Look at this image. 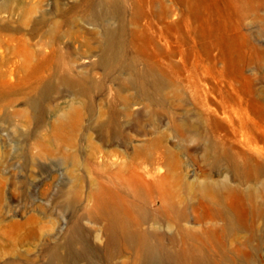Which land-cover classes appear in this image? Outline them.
Returning a JSON list of instances; mask_svg holds the SVG:
<instances>
[{
  "label": "rangeland",
  "instance_id": "rangeland-1",
  "mask_svg": "<svg viewBox=\"0 0 264 264\" xmlns=\"http://www.w3.org/2000/svg\"><path fill=\"white\" fill-rule=\"evenodd\" d=\"M58 1L60 6L56 10L55 0H0V264H50L56 248L67 258L66 264H106L103 258L106 223L94 210L91 192L105 179L107 171L130 164L170 169L171 165L160 156L169 149L177 151L178 139L171 129L174 118L186 116L196 120L200 113L210 114L216 119L215 140H235L233 127L222 114L213 111L216 91L207 94L209 111L198 106V85L189 64L194 43L187 30H183L186 34L183 48L188 68L178 57L173 60L176 64L169 66L163 52L174 48L175 38L170 36L167 44L160 37L161 21L151 19L139 0H114L119 15L109 23L100 15L93 19L88 6L91 1L103 0ZM167 3L171 6L170 1ZM204 3L213 12L218 33L236 23L237 16L230 14L226 0H204ZM263 15L264 7L258 15H247L243 25L263 49L248 53L249 61L244 68L264 102V22L257 18ZM122 23L126 60H137L136 70L118 67L107 71L94 66L101 53V26L107 24L118 29ZM149 36H154L156 42L151 43ZM27 45L41 56L53 51L65 53L73 77L85 78L86 93L63 82L66 70L61 67L36 71L25 66ZM220 49L215 48L213 54L220 57ZM154 62L160 64L158 74L166 85L156 93L154 101H149L127 82ZM222 66L219 61L217 67ZM39 75L43 77L41 86L36 81ZM206 85L212 88L214 84L208 80ZM43 86L48 87L49 93L40 98L35 108L30 101L37 97L36 89ZM150 91H153L151 87ZM242 96L248 101L251 117L264 127V107L254 103L252 95ZM124 99L138 103L127 109ZM113 109L128 127L137 123L140 126V130L127 129L126 142H104L99 131L100 124ZM127 110L133 113L130 118L126 117ZM138 113L144 119L154 114L158 124L149 125L145 120L136 123ZM232 116L234 126L238 127V117ZM254 131L261 135L260 130ZM161 134L168 140L155 149L156 161L136 157L139 148ZM187 144L188 150L180 154L182 173L223 178L212 171L211 161L205 159L206 150L200 144L191 141ZM234 145L243 148L236 142ZM260 145L263 151L254 154L264 163V143ZM220 151L217 149L216 153ZM223 165L227 167L226 161ZM223 173L228 177L229 187L264 191V172L250 181L236 180L233 171L227 168ZM226 189L222 186V191ZM71 234L79 241L76 250L82 256L73 258L65 249ZM229 245L232 248L237 244L231 238ZM127 256L115 259L113 264L128 263Z\"/></svg>",
  "mask_w": 264,
  "mask_h": 264
},
{
  "label": "bare ground",
  "instance_id": "bare-ground-1",
  "mask_svg": "<svg viewBox=\"0 0 264 264\" xmlns=\"http://www.w3.org/2000/svg\"><path fill=\"white\" fill-rule=\"evenodd\" d=\"M167 1L171 2V6ZM226 1L230 14L236 15L237 20L231 29L218 33L213 12L204 0H139L140 6L147 8L151 19L161 21L160 37L167 44H170V36L175 38L174 48L169 47L163 52L169 66L175 65L173 60L178 57L188 68L183 48L186 42L183 30H187L194 43L189 52V64L198 85V106L208 110L207 94L216 91L213 111L222 114L233 127L235 140H215L213 125L216 119L210 114L200 113L196 120L186 116L174 118L171 129L174 138L178 139L177 151L169 149L160 156L171 165L170 169L164 170L161 166L150 169L130 164L107 171L105 179H101L91 192L94 210L106 223L103 255L106 264H113L115 259L125 254L129 262L124 264H257L258 261L264 264V191L259 193L254 188L229 187L228 177L223 173L227 168L233 171L236 180L250 181L264 172V163L255 156L263 151L260 142L264 143V127H260L258 119L251 117L248 101L242 96L252 95L253 102L264 107L253 79L244 68L249 61L247 54L263 49L243 25L247 15H258L264 7V0ZM54 6L58 10V0H55ZM88 6L92 18L97 19L100 15L105 23L119 15L114 0L91 1ZM170 18L173 21H169ZM257 18L264 22V15ZM101 28V53L94 66L107 71L118 67L136 70L137 60H126L125 41L121 35L124 24H120L118 29L107 24ZM148 39L151 43L156 42L154 36ZM217 47L221 48L220 57L213 54ZM25 52V66H32L36 71L61 67L66 70L63 82L78 86L86 93L85 78L73 77V68L66 60L65 53L53 51L50 55L41 56L28 45ZM153 56L157 57L156 54ZM219 61L223 64L221 69L217 67ZM159 66L156 62L150 64L145 71L135 73L127 84L136 88L147 100L154 101L156 93L166 85L163 76L158 74V70L161 71ZM208 80L213 82L212 88H207ZM36 81L41 86L43 77L37 76ZM150 87L153 91H150ZM36 93L37 97L30 101L35 108L49 89L47 86L38 87ZM129 100L124 99L127 109L138 103ZM119 114L113 109L107 120L100 124L99 131L104 135V142H126L127 129L140 130L137 122L142 120L149 125L158 124L154 114L144 119L138 113L135 116L137 124L128 127V123L120 121ZM233 114L238 117V127L234 126ZM132 115L126 111V117ZM254 130H260L261 135L255 134ZM167 140L168 137L161 134L139 148L136 157L156 161L155 149ZM187 141L198 143L206 150L205 159L211 161L212 171L223 176L222 179H213L210 175L204 178L194 174L188 176L180 171V154L188 150ZM235 142L243 148L235 146ZM217 149H221L220 154L216 153ZM224 161L227 167L223 165ZM222 186L227 188L226 191H222ZM231 238L237 244L232 248L229 245ZM77 245L79 241L71 234L64 247L73 258L82 256L76 250ZM59 251V248L53 251L50 264H66L67 258Z\"/></svg>",
  "mask_w": 264,
  "mask_h": 264
}]
</instances>
